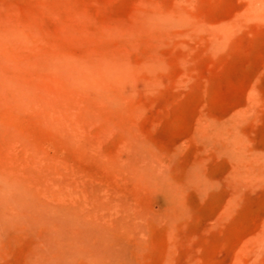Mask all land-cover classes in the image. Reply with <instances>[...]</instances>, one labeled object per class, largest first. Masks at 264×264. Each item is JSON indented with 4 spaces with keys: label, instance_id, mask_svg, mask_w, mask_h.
<instances>
[{
    "label": "rangeland",
    "instance_id": "obj_1",
    "mask_svg": "<svg viewBox=\"0 0 264 264\" xmlns=\"http://www.w3.org/2000/svg\"><path fill=\"white\" fill-rule=\"evenodd\" d=\"M0 264H264V0H0Z\"/></svg>",
    "mask_w": 264,
    "mask_h": 264
}]
</instances>
